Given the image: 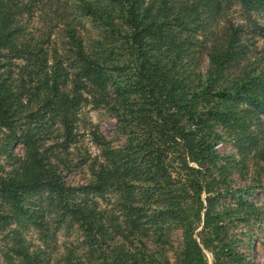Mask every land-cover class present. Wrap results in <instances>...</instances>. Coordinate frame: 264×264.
Listing matches in <instances>:
<instances>
[{
	"label": "trees",
	"instance_id": "obj_1",
	"mask_svg": "<svg viewBox=\"0 0 264 264\" xmlns=\"http://www.w3.org/2000/svg\"><path fill=\"white\" fill-rule=\"evenodd\" d=\"M234 2L246 12L264 10V0H0V48L8 49L0 57L27 63L19 84L0 74V205L6 212L0 213V223L15 221L38 235L41 245L23 252L27 264H50L51 240L61 230L82 237L77 252H66L61 264H208L201 243L212 247L219 261L211 237L219 238L218 226L204 202L221 194L211 196V183L190 164L185 150L174 148V136L182 134L185 119L188 141L217 122L234 131L243 152L264 161V134L252 128L255 123L248 117L264 114V68L255 74L242 65L245 26L227 18ZM23 17L39 19L40 25L34 29L37 36L16 44L13 34ZM86 17L100 20L107 34L96 46L80 27ZM203 52L209 58L206 72L200 70L197 55ZM4 66L0 62V69ZM121 73L127 74L118 82ZM232 73L238 75L233 86L217 89ZM111 81L122 96L118 102L123 113L134 115L145 128L131 147L134 160L141 158L133 165L138 179L152 186L123 179L121 169L111 170L109 159L94 172L92 184L69 185L49 149H43L41 141L58 123L72 124L71 116L87 100L83 89L97 96V89L107 93ZM256 125L263 122L259 119ZM16 143L22 145V155L12 151ZM197 143L206 149V142ZM108 154L130 162L123 151ZM173 164H178L176 173ZM155 168L165 173L159 176ZM225 194L238 205L246 204L244 192ZM151 199L159 206L149 212ZM203 210L199 233L211 234L199 242L195 234ZM169 222L184 236L176 262L161 249L152 248L150 260L145 251L111 243L119 237L146 246L152 234L163 238Z\"/></svg>",
	"mask_w": 264,
	"mask_h": 264
},
{
	"label": "rangeland",
	"instance_id": "obj_2",
	"mask_svg": "<svg viewBox=\"0 0 264 264\" xmlns=\"http://www.w3.org/2000/svg\"><path fill=\"white\" fill-rule=\"evenodd\" d=\"M227 11L228 19L245 26L247 48L242 65L247 67V70H253V73L256 74L257 68H264V10L246 12L239 2H234ZM255 22L258 24L257 27L254 26ZM41 23L44 26L42 20ZM79 23L88 41L94 42L92 46H96L98 40L105 39L107 34L104 33V27L100 20L86 17ZM39 25V19L28 20L23 17L22 20H19L16 23L17 30L13 34L16 44L34 35V29ZM35 36L37 35L35 34ZM0 51L7 52L8 49L0 48ZM197 55L200 58V70L206 72L209 67V58L206 52ZM126 56L123 54L121 58H126ZM164 57L166 56L163 55ZM0 62L5 64L3 69H0L1 77H9V80L14 84H19L18 75L27 65L26 61L0 57ZM165 70L162 69L159 72ZM115 74L118 73L115 72ZM126 74L121 73V78L117 79L118 82L124 80ZM237 76V73H232L227 78L226 86L217 84L216 88L232 87ZM97 92L98 95L94 96L92 93L84 92L83 89L87 100H84L76 110V114L71 116L72 124L69 125L71 127L62 121L58 123L57 130L50 137L41 141L43 149H49L51 159L60 168L69 185L92 184L95 180L94 172L99 171L102 167L101 164H106L109 159L111 170L121 169L123 179H130L144 187L152 186V183L138 179L135 172H138L139 169L133 165L134 162L139 163L141 158L134 160L136 156H134V150L131 147L138 144L139 136H144V126L133 119L134 115L123 113V107L118 102L122 96L118 94L112 81L107 85V93L101 89H97ZM134 97L135 95H130V98ZM205 106L207 108L209 104ZM241 107L243 106L241 105ZM248 117L255 123L252 128L263 135L264 114L259 113ZM259 119L263 122L261 127L256 125ZM182 124V134L174 136L176 142L174 148L180 152L185 150L189 154L190 164L200 168L204 177L211 183V196L219 192L221 194L218 200L204 202V205L208 204L212 209L211 221L218 226L219 235V238H216V235L207 231L213 239L215 238L214 244L218 246L216 250L220 256L219 261H217L212 247L201 243L208 264H264V161L252 153L243 152L230 127L212 122V126L204 128L199 136H194L191 141H188L186 138L191 136L187 133L190 125L187 124L186 119L182 121ZM202 134H204V138L201 137ZM3 137L4 131L1 130L0 139ZM199 139L206 142L207 146L204 151L197 143ZM202 145L204 146V143ZM108 150L125 152L130 156V162L127 164L124 161H119L120 156L108 154ZM12 151L22 155L23 147L16 143ZM190 152H193V156L199 159H193ZM5 157L6 155H3L1 160ZM114 163L117 166H113ZM177 167L178 164H173L175 173L178 170ZM155 173L161 176V173L165 172L155 168ZM227 191L237 192L238 195L244 192L246 204H236L231 195L225 194ZM222 193L224 194L222 195ZM207 195L206 192L203 193V200ZM95 200L100 201L99 198ZM148 206L149 212H152V206H159V204L152 202L151 199ZM2 210L3 207L0 205V213H6ZM204 210L201 222L198 223L201 225L195 234L199 242L208 237V234L199 233L203 229ZM16 229L18 230L17 234L14 233ZM164 232L166 233L160 240H157L152 234V240L148 241L146 246L136 240L119 237L112 238L111 243L113 246L120 247L122 245L123 248L137 253L145 251L150 260H152V248L161 249L164 250V255L168 254L171 257L172 262H176L179 246L184 236H182L180 228L171 222L168 223ZM81 240L79 232L69 234L65 230H61L51 240L50 264L65 262V253L72 250L76 253L78 250L76 247L80 245ZM39 245H41V241L32 228L24 229L15 221L7 225L0 223V264H27L28 261L23 252L27 248L34 250ZM73 261H75L74 257Z\"/></svg>",
	"mask_w": 264,
	"mask_h": 264
}]
</instances>
